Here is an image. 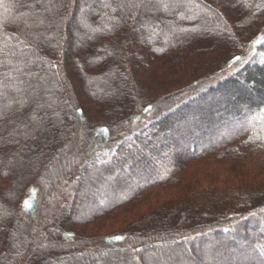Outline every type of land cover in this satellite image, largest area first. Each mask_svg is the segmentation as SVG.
<instances>
[{
	"label": "trees",
	"instance_id": "trees-1",
	"mask_svg": "<svg viewBox=\"0 0 264 264\" xmlns=\"http://www.w3.org/2000/svg\"><path fill=\"white\" fill-rule=\"evenodd\" d=\"M0 82V264H264V0H0Z\"/></svg>",
	"mask_w": 264,
	"mask_h": 264
},
{
	"label": "rangeland",
	"instance_id": "rangeland-1",
	"mask_svg": "<svg viewBox=\"0 0 264 264\" xmlns=\"http://www.w3.org/2000/svg\"><path fill=\"white\" fill-rule=\"evenodd\" d=\"M94 117H96V118L101 120V117H99L98 114H96V113L93 114L92 120L94 119ZM100 120H98V123L100 122ZM98 123H96V124H98ZM124 130L125 129H120V128L113 130L114 133H113L112 137H114V138L118 137L120 134L124 133ZM100 141H101L100 134H98V133L95 134V132L92 130L90 132V134L88 135L86 141H84L85 145H86L85 150L94 148ZM34 199H35V195H34L33 192H31L27 196L26 201H29L32 204ZM120 226L121 225L119 223L115 224L113 221H106V222L105 221H102V222L101 221H96L94 223L84 225V226H82L80 228H76V230H77V234L80 235L81 238L96 240V239L103 238L106 235H110V234H113L115 232L120 231L119 230V228H121ZM107 254L103 253V254H101L99 256H96V257L94 255H92V256L98 262V264L99 263L100 264H105V262H108L107 261V257H108ZM109 255L112 258H115L117 253L116 252H111V253H109ZM82 258L80 259L81 263L79 262V264H85V263L88 262L86 257H84L86 259H84V258L82 259Z\"/></svg>",
	"mask_w": 264,
	"mask_h": 264
},
{
	"label": "snow or ice",
	"instance_id": "snow-or-ice-1",
	"mask_svg": "<svg viewBox=\"0 0 264 264\" xmlns=\"http://www.w3.org/2000/svg\"><path fill=\"white\" fill-rule=\"evenodd\" d=\"M142 2H143V0H142ZM104 6L105 7H111V5L110 4H107V3ZM237 59H239V58H237ZM13 70L16 71V72H23V69L18 68V67L17 68H14ZM0 83H2V82H0ZM15 91L16 92H21L23 90L20 89V88H16ZM17 103H19L21 105V107H23V105H24V101H17ZM36 103H37V106L38 107H41L42 108L44 106V105L40 104L38 100H37ZM3 115L4 114L2 112H0V117H2ZM29 117H30L31 121H34V122H37V123H40L41 120H42V118H38L35 114H32V113L29 114ZM25 205L27 207H29V208L32 207V205H31V203L29 201H25ZM117 239H121V237L117 236Z\"/></svg>",
	"mask_w": 264,
	"mask_h": 264
}]
</instances>
